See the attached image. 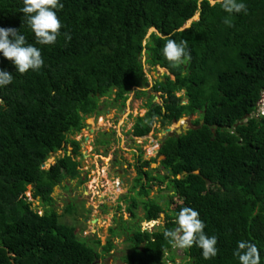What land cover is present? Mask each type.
Masks as SVG:
<instances>
[{
  "label": "trees",
  "instance_id": "obj_1",
  "mask_svg": "<svg viewBox=\"0 0 264 264\" xmlns=\"http://www.w3.org/2000/svg\"><path fill=\"white\" fill-rule=\"evenodd\" d=\"M59 2L64 5L56 10L61 34L55 44L40 45L21 12L23 0H0V27L17 29L44 60L38 71L20 74L0 52V70L13 76L0 87V264H98L96 248L53 208L44 214L35 210L26 192L32 186L35 198L52 205L54 188L65 178L80 177L75 157L81 144L69 135L84 128L85 115L97 110L100 96L115 93V102L125 101L132 87L147 80L144 54L152 68L160 65L170 74L155 85L163 104H148L136 135L149 134L153 117L164 123L195 113L200 117L188 131L164 139L158 154L166 176L152 175L144 170L151 162L140 160L136 185H142L143 176L153 185L167 181L173 191L167 200L171 213L155 199L144 200V219L150 222L165 213V224L152 231L139 224L129 229L133 249L125 262H175V248L163 232L176 227V215L187 206L199 212L205 234L218 238V253L205 260L202 249L193 245L183 249V264H239L233 253L242 240L257 245L264 264V115L255 114L264 92V0H238L247 12L230 17L208 0ZM198 13L199 19L184 28ZM225 17L232 27L223 22ZM162 37L187 41L190 61L170 63L162 54L167 42ZM68 144L72 154L66 151L49 169L42 167ZM148 192L142 188L139 195ZM137 204L133 198L131 218ZM107 244L110 251L114 243Z\"/></svg>",
  "mask_w": 264,
  "mask_h": 264
},
{
  "label": "rangeland",
  "instance_id": "obj_2",
  "mask_svg": "<svg viewBox=\"0 0 264 264\" xmlns=\"http://www.w3.org/2000/svg\"><path fill=\"white\" fill-rule=\"evenodd\" d=\"M198 17L199 14L194 18ZM149 35L150 33L146 38ZM146 59L147 55L144 54L142 62L147 80L153 83L159 77L170 74L169 69L160 65L152 68ZM171 78L174 79V76L171 75ZM150 87V85H144L137 89L132 88L127 94L125 107L114 101L115 93L110 96L112 98H104L109 96L101 97L99 100L101 109L96 114L85 115L88 117L87 120H83L84 128L78 133L69 135L70 139L81 143L80 155L75 158L80 162V177L74 180L65 178L57 185L52 193L54 198L52 205H45L39 197L35 198L32 186H29L26 192L28 201L39 213L44 214L47 209L53 208L61 216V221L66 225L74 226L77 235L86 239L101 254L98 264H127L124 258L133 249V243L127 236L128 230L135 229L136 224L141 225L142 230L149 231L157 230L165 224V213H162L155 222L148 224L147 220L144 219L143 202L147 199H155L167 212L171 213L168 209L167 200L168 195L172 194L173 191L167 189V181L163 185H153L151 180L145 176H143L142 185H136L135 179L136 176H139L137 166L141 165L140 160L150 161L149 167H144V170L150 171L155 176H166L168 172L161 166L163 156L159 157L157 153L162 148L164 139L168 137L163 133L164 129L167 127H172L174 131L177 128L184 130L187 127L190 129L193 127V122L200 117L199 113H195L184 116L177 121L164 123L159 120L157 127L155 125L148 135L134 140L130 129L135 117L138 114L144 116L145 107L152 102L155 95H158L153 101L155 104L161 105L165 99L163 93H158ZM142 91L146 94L139 96L138 93ZM184 92L182 90L177 95L181 96ZM187 102L188 99L185 98L183 103ZM123 109L125 111L121 112ZM263 110L264 102L262 101L258 112L262 113ZM85 120L89 127H87ZM108 130L118 131L122 136L110 139ZM104 135H106V139H110L108 145L94 140L96 137L103 138ZM87 137L89 140L85 139ZM93 141L96 143L94 144ZM102 141L105 142V140ZM65 148L57 151L54 155L51 154L48 161L53 162L54 157L58 159L64 157L66 151L72 154L69 145ZM142 188L149 190L147 195H139ZM133 198L138 203L134 209L135 218H131L128 211ZM112 229L116 230V233H113ZM97 239H100L101 244L96 243ZM108 240H112L114 243V247L110 251L105 250V247L108 246ZM174 252L176 255L175 262L169 260L167 264H183L186 261L184 250L175 248ZM169 254L167 252L165 256L167 257Z\"/></svg>",
  "mask_w": 264,
  "mask_h": 264
},
{
  "label": "clouds",
  "instance_id": "obj_3",
  "mask_svg": "<svg viewBox=\"0 0 264 264\" xmlns=\"http://www.w3.org/2000/svg\"><path fill=\"white\" fill-rule=\"evenodd\" d=\"M208 2L212 7L217 4L221 5L222 9L229 14V17L232 13L247 12L246 4L238 2V0H208ZM23 5L21 12L26 17L25 22L35 35L36 43L40 45L55 44L61 34L60 29L62 27L56 10L63 9L64 5L59 0H23ZM229 17H225L223 22L232 27L233 22ZM151 30L156 31L155 28ZM64 37L66 40H71L70 33H64ZM164 39L167 42L163 46L162 54L170 63L177 65L190 61L191 55L186 51L187 41L181 40L177 43L170 38ZM0 52L3 53L5 58L14 63L20 74L26 73L29 69L38 71L44 64L41 50L33 44H28L25 36L21 35L15 28L0 27ZM12 80L13 76L10 72L0 70V87L10 84ZM162 80H165V78L163 77ZM154 91H156L155 86ZM0 103H3V101L0 100ZM258 108L259 106L255 114L259 115ZM155 119L153 117V121ZM146 123L149 122L146 121ZM174 223L176 224L174 229H165L163 232L164 238L173 248L190 249L193 245H196L202 249V257L205 260L214 258L217 255L218 238L214 235L209 237L205 234V223L200 219L198 211L191 207H183L176 215ZM233 255L238 258L239 264H260L261 261L260 250L257 245L248 240L238 241ZM168 261L166 260V264Z\"/></svg>",
  "mask_w": 264,
  "mask_h": 264
},
{
  "label": "flooded vegetation",
  "instance_id": "obj_4",
  "mask_svg": "<svg viewBox=\"0 0 264 264\" xmlns=\"http://www.w3.org/2000/svg\"><path fill=\"white\" fill-rule=\"evenodd\" d=\"M145 76V75H144ZM163 79V77H159L158 78V80H162ZM157 80V81H158ZM157 81L155 82H150L149 80H146L141 86H134L136 89L137 88H140V87H143L144 85H146V86H148V85H150L151 87L150 88H152V89H154V86H155V84H157ZM134 87H132V88H134ZM134 88V89H135ZM131 90V89H130ZM129 92V91H128ZM157 92V91H156ZM158 93H161V92H158ZM114 94V93H113ZM128 94V93H127ZM101 97H104V96H100V98ZM155 97H158V95H155L154 97H153V99H152V106H154L155 105V103L153 102L154 101V99H155ZM104 98H112V97H104ZM114 99V101L117 99L116 98V96L113 98ZM117 102H119L120 103V106H122V107H125L126 106V102H127V99L125 100V101H123L122 99H119ZM149 104V103H148ZM150 105H147V107H145V110H146V112L144 113V116H140L139 114L135 117V119H134V123H133V125H132V127H131V129H130V131H131V133H132V136H133V139L134 140H138L139 138H142V137H144V136H142V137H140V136H137L136 135V129H135V127L137 126V123L138 122H141L142 123V121H141V119H144L145 118V116L147 115V113L149 112V110H150ZM101 109V106H100V103H99V105H98V108H97V110L93 113V114H96L99 110ZM125 111V109H123L121 112H124ZM88 117V116H87ZM87 117H85V119L87 120ZM98 117V116H97ZM99 118H102V117H99ZM95 119H97V118H95ZM85 120V123H86V125H87V127H89V125L87 124V121ZM159 120H162V117H156V119H155V123H154V125H153V128H154V126L156 125V127H157V124L160 122ZM157 121V122H156ZM153 128H152V130H153ZM186 128V127H185ZM151 130V131H152ZM110 133H109V137H110V139L111 138H116L117 136H119V137H121L122 136V134H120V133H118V131H115V130H108ZM150 131V132H151ZM149 132V133H150ZM105 134H108L107 132H105ZM148 135V134H147ZM146 136V135H145ZM106 137V135H104V137L103 138H100L99 139V137H96L94 140H96V141H100L102 144H105V145H108L109 143H110V139H106L105 138ZM86 140L88 139V137L87 138H85ZM89 140V139H88ZM102 140H105V142L104 141H102ZM94 142V141H93ZM96 142H94V144H95ZM81 144V143H80ZM69 146H70V148L71 149H73V146L71 145V144H68ZM157 153H159V151L157 152ZM70 154V153H69ZM77 157V156H76ZM75 157V158H76ZM139 157V156H138ZM77 161V160H76ZM141 161H143V160H141ZM77 162H79V161H77ZM115 162H116V160H115ZM136 163L137 164H139L137 161H136ZM136 164V165H137ZM136 168V167H135ZM78 169L80 170L81 168H80V162H79V165H78ZM81 171V170H80ZM121 175V174H120ZM119 175V177H121ZM137 177V176H136Z\"/></svg>",
  "mask_w": 264,
  "mask_h": 264
},
{
  "label": "water",
  "instance_id": "obj_5",
  "mask_svg": "<svg viewBox=\"0 0 264 264\" xmlns=\"http://www.w3.org/2000/svg\"><path fill=\"white\" fill-rule=\"evenodd\" d=\"M197 18H194V19H192L188 24H186L185 25V27L184 28H186V27H188V26H190V24L194 21V20H196ZM184 104H186V103H184ZM248 117V115L246 116V118ZM185 130V131H184ZM184 130H182V129H179V128H177V129H175V131L172 129V127H167V128H165L164 129V134L165 135H167V136H173V135H181V134H183L184 132H186V131H188L189 130V128H184ZM163 146V145H162ZM53 155L55 154V153H52ZM57 160H58V158L57 157H54V161L52 162V161H46L43 165H42V167L43 168H50L51 166H52V164H55L56 162H57ZM156 220H153V221H150V222H147L148 224L149 223H152V222H155Z\"/></svg>",
  "mask_w": 264,
  "mask_h": 264
},
{
  "label": "built area",
  "instance_id": "obj_6",
  "mask_svg": "<svg viewBox=\"0 0 264 264\" xmlns=\"http://www.w3.org/2000/svg\"><path fill=\"white\" fill-rule=\"evenodd\" d=\"M264 102V96H263V99L261 100V102ZM262 113H264V110L262 111ZM261 112H260V114H262ZM257 116H258V114H256ZM262 115H264V114H262Z\"/></svg>",
  "mask_w": 264,
  "mask_h": 264
}]
</instances>
